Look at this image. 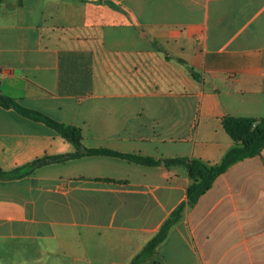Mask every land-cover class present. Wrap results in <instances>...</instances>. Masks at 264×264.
Listing matches in <instances>:
<instances>
[{
    "label": "crops",
    "instance_id": "obj_1",
    "mask_svg": "<svg viewBox=\"0 0 264 264\" xmlns=\"http://www.w3.org/2000/svg\"><path fill=\"white\" fill-rule=\"evenodd\" d=\"M0 68L1 96L82 136L0 106V264H129L186 201L175 161L217 164L223 117L264 118V0H0ZM141 264H264V149Z\"/></svg>",
    "mask_w": 264,
    "mask_h": 264
},
{
    "label": "trees",
    "instance_id": "obj_2",
    "mask_svg": "<svg viewBox=\"0 0 264 264\" xmlns=\"http://www.w3.org/2000/svg\"><path fill=\"white\" fill-rule=\"evenodd\" d=\"M0 106L4 109H13L19 115L36 122H42L47 127L56 131L62 138L71 142L78 150L81 147V129L79 127L58 122L49 116L31 109H27L17 103L14 99L0 95ZM222 126L227 135L233 141V147L229 149L221 161L217 164H210L198 159L176 160V163H183L187 169L190 180L186 188V201L175 209L169 218L163 223L158 233L146 244V246L132 259L129 264H141L150 258L158 244L163 242L168 235L170 228L180 219L186 206L192 207L198 199L204 195L213 185L218 176L223 174L232 164L259 156L264 149V118L255 119L249 117L225 116L222 118ZM79 154H71L65 157L45 158L36 160L31 165L37 166L47 161L60 159H72ZM83 155H103L125 159L140 165L153 166L158 162L149 157L138 155L122 154L108 149H86ZM174 163L168 161L167 164ZM27 172L26 174H28ZM15 176L0 169V179L14 178Z\"/></svg>",
    "mask_w": 264,
    "mask_h": 264
},
{
    "label": "built area",
    "instance_id": "obj_3",
    "mask_svg": "<svg viewBox=\"0 0 264 264\" xmlns=\"http://www.w3.org/2000/svg\"><path fill=\"white\" fill-rule=\"evenodd\" d=\"M4 72H3V70L0 68V75H2Z\"/></svg>",
    "mask_w": 264,
    "mask_h": 264
}]
</instances>
